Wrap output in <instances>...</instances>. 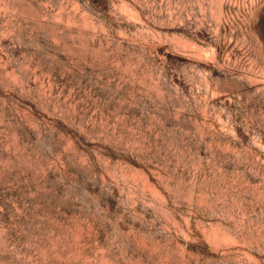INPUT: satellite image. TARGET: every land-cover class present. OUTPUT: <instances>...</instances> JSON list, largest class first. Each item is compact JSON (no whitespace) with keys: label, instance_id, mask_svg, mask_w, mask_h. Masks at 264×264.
I'll return each instance as SVG.
<instances>
[{"label":"rangeland","instance_id":"rangeland-1","mask_svg":"<svg viewBox=\"0 0 264 264\" xmlns=\"http://www.w3.org/2000/svg\"><path fill=\"white\" fill-rule=\"evenodd\" d=\"M0 264H264V0H0Z\"/></svg>","mask_w":264,"mask_h":264}]
</instances>
